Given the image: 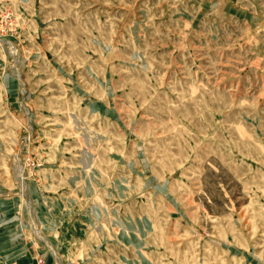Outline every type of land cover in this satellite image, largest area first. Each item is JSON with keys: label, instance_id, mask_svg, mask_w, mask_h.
Returning a JSON list of instances; mask_svg holds the SVG:
<instances>
[{"label": "rangeland", "instance_id": "rangeland-1", "mask_svg": "<svg viewBox=\"0 0 264 264\" xmlns=\"http://www.w3.org/2000/svg\"><path fill=\"white\" fill-rule=\"evenodd\" d=\"M0 264H264V0H0Z\"/></svg>", "mask_w": 264, "mask_h": 264}]
</instances>
